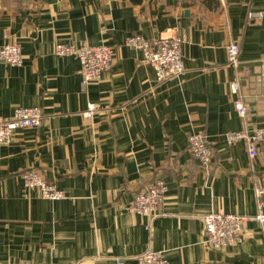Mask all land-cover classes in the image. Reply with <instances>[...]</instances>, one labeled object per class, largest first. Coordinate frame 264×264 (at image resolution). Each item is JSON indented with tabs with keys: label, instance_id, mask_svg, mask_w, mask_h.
Masks as SVG:
<instances>
[{
	"label": "crops",
	"instance_id": "obj_1",
	"mask_svg": "<svg viewBox=\"0 0 264 264\" xmlns=\"http://www.w3.org/2000/svg\"><path fill=\"white\" fill-rule=\"evenodd\" d=\"M262 10L264 0H0V44H21L24 59L0 61V119L17 107L44 114L40 127L0 146V264H138L149 249L169 264H264V224L248 221L239 243L219 251L204 227L209 214L256 216L264 202L256 190L264 188V143L253 161L244 141L225 138L264 128V20H248ZM136 34L184 37V73L157 82L142 52L125 46ZM232 42L237 67L228 63ZM102 43L113 48V65L83 91L78 57L55 48ZM91 103L96 112L84 118ZM193 131L214 151L207 169L190 152ZM30 170L66 198L26 188ZM159 180L168 216L127 211Z\"/></svg>",
	"mask_w": 264,
	"mask_h": 264
},
{
	"label": "built area",
	"instance_id": "obj_2",
	"mask_svg": "<svg viewBox=\"0 0 264 264\" xmlns=\"http://www.w3.org/2000/svg\"><path fill=\"white\" fill-rule=\"evenodd\" d=\"M249 21L264 20V10L260 12H249ZM183 44L184 37L180 35L171 38H162L149 41L142 35L130 36L125 40V46L140 51L143 54L145 64L154 69L156 81L161 83L179 76L184 73L183 62ZM21 44H0V61L7 65L21 66L24 62L21 50ZM228 63L237 67L239 64L240 49L235 42L230 43L227 47ZM55 54L66 56H77L81 64L82 81L81 89L86 90L89 83L100 80L102 75L110 70L114 62V50L111 46L102 43L98 46H84L78 48L70 44H58L55 48ZM232 92L238 94L239 85L232 83ZM235 110L241 119H245L248 113V107L242 99L237 98L235 101ZM88 109L83 113L84 118L94 116L97 106L91 103ZM44 118L41 108L17 107L13 117L10 119H0V146L10 145L13 136L19 129L38 128ZM227 142L234 144L244 141L247 153L251 160L258 158L260 146L264 143V128L255 129L252 132H228L226 135ZM189 148L192 156L196 157L203 168L211 166L214 159V151L204 132L193 131L189 136ZM26 188L36 189L41 197L48 200H62L66 196L64 192L57 188L55 184L48 183L36 170H30L23 175ZM258 197L264 194V188H256ZM168 187L162 180L151 183L144 190H141L131 203L126 207L127 211L149 216L152 219L160 216H168L166 211H161V206L166 201ZM259 213L256 216H242L236 214H209L204 219L206 234V243L215 250L235 246L239 243L245 224L248 221H256L264 224V202H259ZM138 264H169L167 258L161 253L152 249L147 250L143 255L137 258ZM118 264H123L119 261Z\"/></svg>",
	"mask_w": 264,
	"mask_h": 264
}]
</instances>
